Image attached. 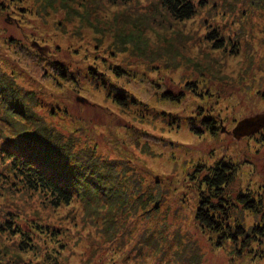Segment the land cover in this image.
Here are the masks:
<instances>
[{
  "label": "rangeland",
  "instance_id": "374dc122",
  "mask_svg": "<svg viewBox=\"0 0 264 264\" xmlns=\"http://www.w3.org/2000/svg\"><path fill=\"white\" fill-rule=\"evenodd\" d=\"M157 4L0 0V68L47 97L40 110L46 123L83 146L95 142L104 156L129 158L145 178L124 203L75 202L54 211L39 209L0 180V220L9 209L20 226L37 221L47 232L35 234V253L18 252V236L0 233V264H264V125L249 136L231 135L239 120L264 113V0H207L194 18L181 22L164 17ZM214 38H221V49L212 47ZM53 59L82 68L76 82L56 78ZM105 61L125 68L124 76L113 78L147 103V116L120 108L90 78L92 64L111 75ZM188 81L211 95L194 96L185 89ZM179 91V102L160 99L163 92ZM199 107L219 120L216 134L189 130L203 119ZM162 112L176 115L168 122ZM6 127L0 123V135L12 132ZM219 161L233 167L228 221L237 220L252 235L247 244L241 236L222 235L216 244L218 234L194 216L192 167ZM237 192L259 198V212L246 210ZM141 193L151 196L140 206L134 198Z\"/></svg>",
  "mask_w": 264,
  "mask_h": 264
},
{
  "label": "trees",
  "instance_id": "16d2710c",
  "mask_svg": "<svg viewBox=\"0 0 264 264\" xmlns=\"http://www.w3.org/2000/svg\"><path fill=\"white\" fill-rule=\"evenodd\" d=\"M105 1L110 5H117V3H128L131 0ZM157 2L159 12L166 13L163 14L164 17L166 15L168 19L179 22L194 18L198 13V8L207 4V0H157ZM211 40L214 49H221V38ZM17 46H21V43ZM14 54L20 53L15 52ZM32 55L40 60L34 53ZM103 63L106 64L105 69L111 75H106L98 70L100 68L97 65L92 64L86 69L90 78L100 87L105 88L106 97H109L117 106L122 109L132 107L138 109L141 114L139 112L137 114L140 116H147L143 113V110L149 109L147 103L138 99L127 88L116 84L118 82L113 78V76L115 78L124 76L125 68L121 64H111L108 61ZM52 64L56 78L63 82H76L78 79L76 74L82 71V68L73 69L57 59H53ZM153 68L155 67L150 69ZM197 88L196 81L185 83V89L194 96L203 98L211 95L209 91L200 93ZM160 96L163 101L175 103L183 99L184 93L179 91L177 95H174L163 92ZM45 98L47 97L34 91V88H26L18 83L12 71L0 68V120L4 121L6 128L12 131L11 133L3 131L0 135V142H6L8 146L4 149L0 148V165L3 170L0 172V180L8 185L7 188L15 190L22 197L36 201L39 209L52 211L75 202L85 205L94 202L112 204L120 198L124 203L130 194L140 189L141 179L143 180L144 177L137 167L130 164L129 158L116 154L104 156L97 151L95 142L86 141L83 146L76 143L71 134L65 135L62 130L46 123L43 112H40L42 108H46ZM201 109L199 107V116L203 119L200 120L199 126L192 125L189 128L197 136L204 131H210L214 122L217 130L219 129V120L209 118L213 113L206 115L201 112ZM160 114L166 121L169 115H176L170 113L164 115L165 112ZM190 120L192 117L188 116L186 121ZM81 122L85 123V120ZM176 122L178 121L167 125L173 128ZM0 123L4 125L3 122ZM216 133L212 132V134ZM192 169L194 173L191 176H195L194 185L198 192L194 216L199 226L218 234L219 240L215 241L216 244L220 243L221 235L222 239L233 240L241 236L242 243L247 244L252 239V235L242 225H239L237 220L228 221L232 203L226 193V187L233 179V167L230 163L221 161L210 164V166L195 162ZM122 181L126 183V187L121 184ZM247 193L237 192L235 197L238 201L240 199L246 210L258 213L259 205H261L259 198L255 197L256 200H254ZM150 196L151 194L141 193L137 194L134 200L139 201L141 206L144 202L142 198L149 199ZM17 216L11 210L6 209L3 213L4 221L0 220V233L10 232L12 236H18L15 248L18 252L31 250L35 253V234L47 233L45 227L37 221L26 223L27 225L22 227L17 223ZM255 229L254 225L251 230Z\"/></svg>",
  "mask_w": 264,
  "mask_h": 264
},
{
  "label": "water",
  "instance_id": "95a60500",
  "mask_svg": "<svg viewBox=\"0 0 264 264\" xmlns=\"http://www.w3.org/2000/svg\"><path fill=\"white\" fill-rule=\"evenodd\" d=\"M263 125L264 113L245 117L236 122L235 126L231 129V135L233 138L237 139L256 132Z\"/></svg>",
  "mask_w": 264,
  "mask_h": 264
},
{
  "label": "flooded vegetation",
  "instance_id": "af4514ba",
  "mask_svg": "<svg viewBox=\"0 0 264 264\" xmlns=\"http://www.w3.org/2000/svg\"><path fill=\"white\" fill-rule=\"evenodd\" d=\"M216 126H217V125H215V123L212 125V128H210L211 133H212V132H217V131H218L217 128H216ZM208 128H209V127H208ZM208 131H209V130H208ZM210 131H209V132H210Z\"/></svg>",
  "mask_w": 264,
  "mask_h": 264
}]
</instances>
